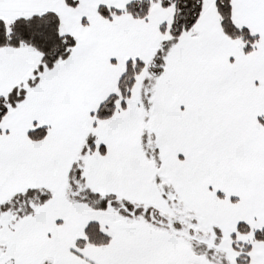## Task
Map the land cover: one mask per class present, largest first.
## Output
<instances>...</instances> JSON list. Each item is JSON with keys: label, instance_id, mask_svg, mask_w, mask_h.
<instances>
[{"label": "snow or ice", "instance_id": "snow-or-ice-1", "mask_svg": "<svg viewBox=\"0 0 264 264\" xmlns=\"http://www.w3.org/2000/svg\"><path fill=\"white\" fill-rule=\"evenodd\" d=\"M0 264H264V0H0Z\"/></svg>", "mask_w": 264, "mask_h": 264}]
</instances>
